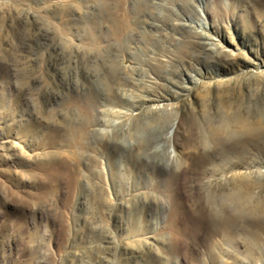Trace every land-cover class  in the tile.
I'll list each match as a JSON object with an SVG mask.
<instances>
[{
	"label": "rangeland",
	"instance_id": "rangeland-1",
	"mask_svg": "<svg viewBox=\"0 0 264 264\" xmlns=\"http://www.w3.org/2000/svg\"><path fill=\"white\" fill-rule=\"evenodd\" d=\"M229 131L242 161L204 152ZM254 132L264 0H0V264H264L204 209L264 212Z\"/></svg>",
	"mask_w": 264,
	"mask_h": 264
},
{
	"label": "bare ground",
	"instance_id": "bare-ground-1",
	"mask_svg": "<svg viewBox=\"0 0 264 264\" xmlns=\"http://www.w3.org/2000/svg\"><path fill=\"white\" fill-rule=\"evenodd\" d=\"M252 138L257 141L259 139L258 142L256 141V146H258L262 144L260 141L264 138V134L261 132H254ZM216 147L220 149L221 158L227 159L230 155H234L237 159L241 160L245 157L244 153L248 154L249 140L248 142H239L236 138V134L231 131L227 132L223 139L216 140L214 144L204 139V152L206 154ZM252 199V195L241 188L223 193L218 197H215L214 194H209L205 199L204 205L205 213L210 223L209 234L214 235L219 233L225 240L231 243L234 233V224H236L235 221L238 220V217H241L240 219L242 220H244L243 218H249L250 221L259 225V228L264 234V212L254 209L256 207L252 205ZM233 207L237 210L236 213L230 212V208ZM253 234H255V231Z\"/></svg>",
	"mask_w": 264,
	"mask_h": 264
}]
</instances>
